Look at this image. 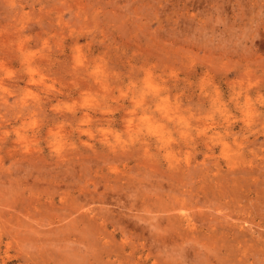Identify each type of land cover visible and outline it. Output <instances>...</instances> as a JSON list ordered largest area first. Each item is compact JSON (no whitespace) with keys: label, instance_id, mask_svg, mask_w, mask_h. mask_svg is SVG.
<instances>
[{"label":"rangeland","instance_id":"1","mask_svg":"<svg viewBox=\"0 0 264 264\" xmlns=\"http://www.w3.org/2000/svg\"><path fill=\"white\" fill-rule=\"evenodd\" d=\"M0 216V264H264V0H0Z\"/></svg>","mask_w":264,"mask_h":264},{"label":"bare ground","instance_id":"2","mask_svg":"<svg viewBox=\"0 0 264 264\" xmlns=\"http://www.w3.org/2000/svg\"><path fill=\"white\" fill-rule=\"evenodd\" d=\"M83 199V198H82ZM84 200V199H83ZM202 202V201H201ZM3 207V206H2ZM123 208V207H122ZM77 214V213H76ZM1 217V216H0ZM217 225V224H216ZM42 230V229H41ZM254 246V245H253Z\"/></svg>","mask_w":264,"mask_h":264}]
</instances>
